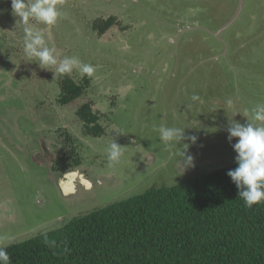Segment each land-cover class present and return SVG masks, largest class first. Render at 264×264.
Instances as JSON below:
<instances>
[{"label":"rangeland","instance_id":"obj_1","mask_svg":"<svg viewBox=\"0 0 264 264\" xmlns=\"http://www.w3.org/2000/svg\"><path fill=\"white\" fill-rule=\"evenodd\" d=\"M59 7L55 26L30 23L58 59L77 56L97 68L87 92L65 105L56 102L63 76L54 66L36 74L38 63L24 53L25 25L11 0H0V243L235 163L238 138L229 142L227 128L253 122L245 110L264 103V0H62ZM108 16L117 26L99 36L92 23ZM65 75L81 78L76 70ZM82 102L100 107L101 135L81 131ZM161 125L184 128L183 140L162 141ZM112 140L123 147L118 162L108 159ZM182 150L193 161L180 171ZM66 156L77 176H65Z\"/></svg>","mask_w":264,"mask_h":264},{"label":"trees","instance_id":"obj_2","mask_svg":"<svg viewBox=\"0 0 264 264\" xmlns=\"http://www.w3.org/2000/svg\"><path fill=\"white\" fill-rule=\"evenodd\" d=\"M111 22L94 26L103 33ZM43 69L36 67V74ZM70 76L60 81L58 105L73 102L91 86L87 76ZM97 112L89 102L78 106L85 135H101ZM66 165V171L78 166ZM236 167L235 162L186 176L174 186H151L74 216L61 227L10 244V264H264V202L245 206L227 175Z\"/></svg>","mask_w":264,"mask_h":264},{"label":"clouds","instance_id":"obj_3","mask_svg":"<svg viewBox=\"0 0 264 264\" xmlns=\"http://www.w3.org/2000/svg\"><path fill=\"white\" fill-rule=\"evenodd\" d=\"M61 4L62 0H11L13 13L20 18V23L25 25L23 29L24 53L31 61L37 62L41 68L47 69L44 66H54L56 72L60 73L59 77H64L66 76L65 74L72 73L73 70L78 71L81 77L85 75L94 77L97 71L96 66L82 62L77 56H64L62 59H58L54 47L49 46L45 38V33L30 23L34 21L36 24L46 27L55 26L64 15L59 7ZM108 19H112V22L103 30V33H99V29L94 26L95 23L101 25V21ZM117 23V17L108 16L106 18L95 19L92 23V28L101 36L108 29H113V26ZM200 99L198 94L191 96L193 102L199 101ZM228 103L231 104L232 101L229 99ZM91 106L93 108V105ZM97 110L100 118V107ZM245 111L250 113L253 122L246 120L242 124L232 121L227 128L229 142L233 138H238L236 143L231 145L236 153L234 159L237 167L229 170L227 175L236 185L238 196L243 200L245 206L251 208L254 204L264 202V103H258L251 109H246ZM99 124L103 126L104 122L100 119ZM157 131L159 132L160 139L166 143L175 142L178 145L184 138V128L161 125ZM190 139L192 142H195L196 137L193 136ZM122 148L112 140L108 148V159L111 162H118L123 154ZM181 155L183 159L180 165V171L185 167L192 166L193 161L192 156H185L183 150L181 151ZM62 159L63 155L61 156ZM68 161L72 162V158L66 156V167L68 165H74ZM59 165L60 163H58ZM69 174L77 176L78 171L70 170L65 173L68 176ZM87 179L84 180L89 184V180ZM2 239L4 238H0V240ZM10 243V237L7 238V243H0V264H10V256L6 250Z\"/></svg>","mask_w":264,"mask_h":264},{"label":"flooded vegetation","instance_id":"obj_4","mask_svg":"<svg viewBox=\"0 0 264 264\" xmlns=\"http://www.w3.org/2000/svg\"><path fill=\"white\" fill-rule=\"evenodd\" d=\"M65 176H67L68 178L70 177V178H72L73 177V175H71V174H69V176L68 175H65Z\"/></svg>","mask_w":264,"mask_h":264},{"label":"bare ground","instance_id":"obj_5","mask_svg":"<svg viewBox=\"0 0 264 264\" xmlns=\"http://www.w3.org/2000/svg\"><path fill=\"white\" fill-rule=\"evenodd\" d=\"M84 182H86V181H84ZM88 184V183H87Z\"/></svg>","mask_w":264,"mask_h":264}]
</instances>
